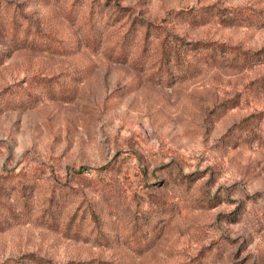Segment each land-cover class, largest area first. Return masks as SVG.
<instances>
[{
  "label": "rangeland",
  "instance_id": "obj_1",
  "mask_svg": "<svg viewBox=\"0 0 264 264\" xmlns=\"http://www.w3.org/2000/svg\"><path fill=\"white\" fill-rule=\"evenodd\" d=\"M197 43L264 0H0V264H264V54Z\"/></svg>",
  "mask_w": 264,
  "mask_h": 264
},
{
  "label": "trees",
  "instance_id": "obj_2",
  "mask_svg": "<svg viewBox=\"0 0 264 264\" xmlns=\"http://www.w3.org/2000/svg\"><path fill=\"white\" fill-rule=\"evenodd\" d=\"M207 46L212 47V50H211L212 53L210 52L209 49L203 47V43H197V44L193 45V47L195 49L194 54H196V56L199 58V62H201L202 60H205L206 62H212V63L217 62L218 58L215 56V54L218 53V51H221L222 53H229V56H231L230 57L231 59L229 57L222 56V58H220V63H222V64H224L226 62H232L234 64L235 61L241 60V59H243L244 61H248V60L253 59V57H255V56L260 57L264 54L263 51L257 52V53L251 52V51H239L235 48L227 47L225 45L216 46V44H213V43L209 44ZM192 50H193V48L190 49L189 52H191ZM167 55H168V59H170V60L174 59V62L177 64V67L184 74V75H182V78L187 77V74L191 75L197 71L196 65L190 61H187V59L185 58V55L183 58V55L181 54L180 50H175L171 47L168 50ZM255 58H257V57H255ZM255 60H257V59H255ZM18 176H19V181L26 179V177H24L22 175L21 176L18 175ZM8 209H10V208L7 207V210ZM10 210L12 211V209H10ZM3 220H5V219L0 217V221H3Z\"/></svg>",
  "mask_w": 264,
  "mask_h": 264
}]
</instances>
